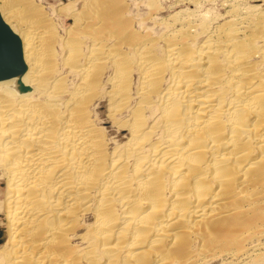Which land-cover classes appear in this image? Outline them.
I'll return each instance as SVG.
<instances>
[{"label":"bare ground","instance_id":"1","mask_svg":"<svg viewBox=\"0 0 264 264\" xmlns=\"http://www.w3.org/2000/svg\"><path fill=\"white\" fill-rule=\"evenodd\" d=\"M0 17V264H264V0Z\"/></svg>","mask_w":264,"mask_h":264},{"label":"water","instance_id":"2","mask_svg":"<svg viewBox=\"0 0 264 264\" xmlns=\"http://www.w3.org/2000/svg\"><path fill=\"white\" fill-rule=\"evenodd\" d=\"M23 70L20 40L0 17V79L17 75Z\"/></svg>","mask_w":264,"mask_h":264},{"label":"rangeland","instance_id":"3","mask_svg":"<svg viewBox=\"0 0 264 264\" xmlns=\"http://www.w3.org/2000/svg\"><path fill=\"white\" fill-rule=\"evenodd\" d=\"M35 2H38V3H40V4H42V5H44V6H46V7H48V6H53V7H56V6H58L60 3H62V2H65V0H34ZM59 2V3H58ZM55 4V5H54ZM48 5V6H47ZM49 12H50V9L48 10ZM65 20V24H69L70 23V20H68V19H64ZM64 22V21H63ZM0 185H1V183H0Z\"/></svg>","mask_w":264,"mask_h":264}]
</instances>
